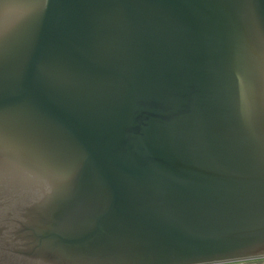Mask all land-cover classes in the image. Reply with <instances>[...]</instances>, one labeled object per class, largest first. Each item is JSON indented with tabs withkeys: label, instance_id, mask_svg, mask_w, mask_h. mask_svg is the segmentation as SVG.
<instances>
[{
	"label": "water",
	"instance_id": "95a60500",
	"mask_svg": "<svg viewBox=\"0 0 264 264\" xmlns=\"http://www.w3.org/2000/svg\"><path fill=\"white\" fill-rule=\"evenodd\" d=\"M264 258V0H0V264Z\"/></svg>",
	"mask_w": 264,
	"mask_h": 264
},
{
	"label": "rangeland",
	"instance_id": "374dc122",
	"mask_svg": "<svg viewBox=\"0 0 264 264\" xmlns=\"http://www.w3.org/2000/svg\"><path fill=\"white\" fill-rule=\"evenodd\" d=\"M222 264H264V258L243 260V261H237V262H227V263H222Z\"/></svg>",
	"mask_w": 264,
	"mask_h": 264
}]
</instances>
